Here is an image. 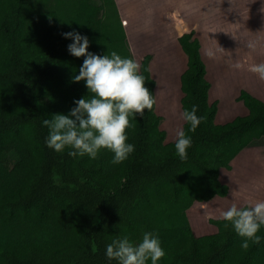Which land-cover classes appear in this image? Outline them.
I'll list each match as a JSON object with an SVG mask.
<instances>
[{"label":"trees","instance_id":"1","mask_svg":"<svg viewBox=\"0 0 264 264\" xmlns=\"http://www.w3.org/2000/svg\"><path fill=\"white\" fill-rule=\"evenodd\" d=\"M122 24L115 0H6L1 8L0 264H117L106 246L124 236L138 244L145 232L158 234L166 253L158 264H264V226L260 244L243 249L223 219L209 220L216 232L198 235L188 216L196 203L228 197L222 172L232 171L243 151L264 147V102L247 91L236 101L249 114L216 123L219 102L210 103L195 32L178 38L188 57L181 106H198L206 120L194 133L184 122L192 140L186 160L168 142L156 104L130 118L135 150L121 164L107 150L91 159L47 147L43 120L90 98L84 81L73 82L86 57L69 53L73 41L64 34L86 36L89 53L135 60ZM152 59L139 64L156 100Z\"/></svg>","mask_w":264,"mask_h":264},{"label":"clouds","instance_id":"2","mask_svg":"<svg viewBox=\"0 0 264 264\" xmlns=\"http://www.w3.org/2000/svg\"><path fill=\"white\" fill-rule=\"evenodd\" d=\"M64 36L73 41L68 45L71 55L86 57L79 74L73 76V82L84 81L90 98L74 101L76 107L67 115L54 114L50 120H43V125L49 129L46 145L57 153L68 150L69 156L87 155L91 159H96L101 150H107L114 155L112 163L121 164L135 150V146L128 143L127 130L133 127L130 118L137 115L143 118L145 110L151 111L156 104L145 86V77L140 74L141 65L133 59L122 58L115 51L110 56L89 53V40L79 33L70 32ZM234 66L243 67L239 63ZM247 71L264 81V63H252ZM197 111L198 106L193 105L191 110L181 113V119L193 133L206 120V117H198ZM175 137L176 153L184 161L192 146L191 137L183 128L176 129ZM220 217L226 222L225 227L231 224L242 238L243 249L249 248V242L260 244L261 236L257 233L264 226V201L243 208L233 203L220 212ZM165 255L158 234L152 232L143 233L138 244L124 236L106 246L107 259L117 264H148L149 260L151 264H158Z\"/></svg>","mask_w":264,"mask_h":264},{"label":"crops","instance_id":"3","mask_svg":"<svg viewBox=\"0 0 264 264\" xmlns=\"http://www.w3.org/2000/svg\"><path fill=\"white\" fill-rule=\"evenodd\" d=\"M122 1L125 6L124 10L121 9L119 0H115L122 22L128 23L130 29L129 33L127 27L124 26L135 60L140 63L146 55H153L150 71L156 81V111L165 118L162 125L164 130H167V118H171L176 111L181 117L183 112L181 100L184 94L181 90V76L187 69L188 57L178 38L191 32H195V37L200 41L201 56L207 68L206 78L212 85L209 92L210 103L219 102L216 115L217 124H226L238 115L249 114L243 103L236 102L242 90L264 102V81L247 71L248 67H245L247 60L248 63L252 61L256 64L264 63V35L258 36L257 39L252 35L253 38L250 40V32L246 30L241 19L239 21L229 20L228 23L222 25H212V0ZM149 1L155 4L150 5ZM236 1L240 2V0ZM241 1V6H243L246 0ZM251 2L262 3L264 6V0H251ZM241 6L239 4L236 6V17L245 11ZM175 13L180 16L186 28L179 36L176 27L181 23H177L174 19ZM261 13H264V10ZM235 16L233 15V20ZM261 19V23H264V18L261 17ZM262 28L264 25L260 26V30ZM129 34H134L136 38V51L131 46ZM249 44L254 47H249ZM220 46L221 49L224 47L226 55L223 52L218 53ZM175 57L183 62L181 71L176 68ZM237 63L243 67L237 69L234 66ZM232 112L234 114L231 116ZM183 124L182 120L181 128ZM247 150L244 152L246 153ZM242 154L243 152L240 155ZM217 199L224 200L222 197H216L215 200Z\"/></svg>","mask_w":264,"mask_h":264},{"label":"rangeland","instance_id":"4","mask_svg":"<svg viewBox=\"0 0 264 264\" xmlns=\"http://www.w3.org/2000/svg\"><path fill=\"white\" fill-rule=\"evenodd\" d=\"M5 2L6 0H0V10L5 5ZM241 2V0L239 3L236 0H212V25H222L228 23L229 20L239 21L241 19L245 24L246 30L248 29L250 32V40L253 36L257 39L258 36L261 37L264 35V28L260 30V26L264 25V23H261V17L264 18V13H261V11L264 10V6L262 3L256 4L255 2H251V0H246L244 5L241 6ZM149 3L150 5L155 4L152 1H149ZM119 4L121 9L124 10L125 6L122 0H119ZM237 4H239L241 8H244L243 11L245 10L239 17L235 16ZM233 15L236 17L234 20L232 18ZM174 19H176L177 23H181L180 25L177 24L176 27V32L179 36L183 34L186 28L184 24H182L183 21L177 13H175ZM125 26L130 33L128 23H125ZM129 36L132 47L136 51V38L134 34H129ZM223 48L221 49L220 46L218 53L221 54V52H223L226 55L225 49ZM205 50L209 49L205 48ZM136 57H138V55H136ZM247 61L245 62V67L254 63V61L249 63ZM175 65L178 71L182 70L183 62L178 57H175ZM221 112H223V110H221ZM233 114L232 112L231 116ZM181 123L182 120L178 111L174 112L171 118H167V130H165L168 133V142L176 140L175 132L177 128H181ZM232 165V171H223L221 174L222 181L225 184L227 183L231 189L229 197L227 199L224 198V200L214 199L207 203H196L193 208L188 211L192 227L198 235H207L216 232V228L209 223V220L222 219L220 217V212L227 210L231 204L236 203L239 208H243L256 201H264V147L250 148L246 153L243 151V154L239 155Z\"/></svg>","mask_w":264,"mask_h":264},{"label":"built area","instance_id":"5","mask_svg":"<svg viewBox=\"0 0 264 264\" xmlns=\"http://www.w3.org/2000/svg\"><path fill=\"white\" fill-rule=\"evenodd\" d=\"M125 22H123V24H124Z\"/></svg>","mask_w":264,"mask_h":264}]
</instances>
